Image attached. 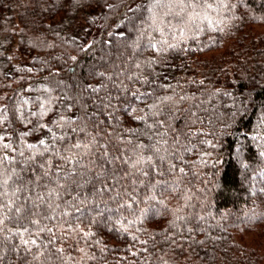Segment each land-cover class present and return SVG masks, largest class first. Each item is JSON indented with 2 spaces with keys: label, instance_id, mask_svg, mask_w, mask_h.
<instances>
[{
  "label": "trees",
  "instance_id": "16d2710c",
  "mask_svg": "<svg viewBox=\"0 0 264 264\" xmlns=\"http://www.w3.org/2000/svg\"><path fill=\"white\" fill-rule=\"evenodd\" d=\"M225 3L197 9L202 30L189 31L167 25V8L151 25L138 8L149 0H0V146L11 145L0 155L21 160L27 144L74 135L80 121H65L84 114L83 90L101 128L159 140L169 157L153 178L166 185L138 187L132 209L86 188L81 213L62 204L45 221L56 235L38 260L35 246L11 251L13 237L3 264H264V0Z\"/></svg>",
  "mask_w": 264,
  "mask_h": 264
},
{
  "label": "snow or ice",
  "instance_id": "6c2138e0",
  "mask_svg": "<svg viewBox=\"0 0 264 264\" xmlns=\"http://www.w3.org/2000/svg\"><path fill=\"white\" fill-rule=\"evenodd\" d=\"M149 4L138 8L147 9L150 14L147 19L151 21V25L157 23V12L154 9L167 8L163 13L167 25L183 26L189 31L202 30L196 22L200 15L197 9L212 8L214 4L227 6L225 0H149ZM143 23L142 20L141 25ZM159 30L163 32V28ZM161 43L168 44V41L162 40ZM151 46L155 47V45ZM168 46L175 47V45ZM136 67L139 68V65L137 64ZM100 75L103 76V73ZM87 88L93 92L99 91V88H93L92 85H88ZM80 91L83 90H78L76 94V106L84 114L65 121L69 125L75 124L77 120L80 121L76 127L70 129L74 135L66 133L56 137L53 133L52 144L45 140L39 141V145L27 144L30 154L25 156L23 150L19 151V157L23 158L21 160H17L15 156L0 155V264L4 262L6 242H11L13 237H17L20 243L11 244V251L18 253L23 247L27 255L32 253L31 246H35L37 252L32 253V256L33 259L38 260L39 255L43 254L40 249L43 247L47 250L53 245L54 240L51 237L56 235L54 226L50 227L45 221L55 220L62 204L65 209L71 207L76 213H81L79 203L82 201H79V197L85 195L83 190L86 188L89 189L88 194L115 193L110 195V199L119 205L116 209L119 211L121 208L132 209L133 202L139 203L138 187L155 188L157 184L166 185V181L153 182L154 177L164 176L162 166L169 158L161 153L159 146L161 142L157 140L155 143L144 144L125 140L123 136L114 137L113 133L101 128L103 121L98 122L97 119H93L96 115L95 111L92 113L86 111L87 98L80 95ZM141 95H151V93ZM133 96L140 99L136 93H133ZM157 99L163 102L171 98L157 97ZM110 100L111 97L105 104L101 98L100 106H110ZM71 107L69 105V108ZM61 120H64V117H61ZM90 125L94 126L92 131L96 132L95 135L89 131ZM127 132L135 134L134 129H127ZM105 136L108 137V141L101 144L100 141ZM4 139L5 137L0 135V141ZM114 140H118L119 143H114ZM55 141L64 142L63 146L57 147ZM40 146H43V150ZM0 148L9 149L11 145L3 144ZM164 152L167 153V149ZM6 164L9 167H5ZM17 164L21 165L19 169L16 167ZM170 168L174 170L176 165L172 164ZM179 171L183 172V169ZM125 180L128 182L127 185L124 184ZM73 193L76 195L73 196ZM65 194L72 196V199L66 200ZM125 196L128 197V201L121 203ZM148 198L155 199L154 196ZM96 210L100 211L99 208ZM104 211H112V209H108L105 205ZM146 211L142 210L141 214H145ZM60 215L68 216L70 213L63 211ZM76 219L80 217L77 216ZM9 224L14 226V231L6 227ZM5 233L9 234L5 235ZM43 234H50L46 237V244L43 240L38 243L36 238H32L33 236L39 238ZM61 251L62 249H55L57 253Z\"/></svg>",
  "mask_w": 264,
  "mask_h": 264
}]
</instances>
